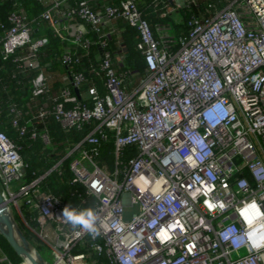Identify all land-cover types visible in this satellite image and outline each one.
I'll list each match as a JSON object with an SVG mask.
<instances>
[{
    "label": "built area",
    "instance_id": "obj_1",
    "mask_svg": "<svg viewBox=\"0 0 264 264\" xmlns=\"http://www.w3.org/2000/svg\"><path fill=\"white\" fill-rule=\"evenodd\" d=\"M36 1L58 35L61 19L71 25V39L86 54L91 33L106 49L105 26L126 22L139 33L136 50L147 68L129 91L105 51L104 93L91 86L84 101L85 75L70 72L69 85L50 98L39 73L32 79L37 108L29 110V120L22 122L23 112L11 106L19 136L46 147L52 145L50 120L63 130L88 129L62 160L28 183L19 147L0 130L2 193L9 209L24 216L28 208L37 225L32 231L49 244L53 264H94L100 256L109 264H264V0H231L214 15L187 19L180 10L192 1L156 0L154 6H164L162 18L185 25V34L175 38L171 23L156 24V35L137 0L103 6L95 0ZM66 2L74 6L65 9ZM9 20L0 38V73L13 56L24 73L38 68L45 40L32 38L21 5ZM75 56L65 53L62 64L78 62ZM109 133L112 170L97 161ZM68 158L71 185L94 200L96 233L74 228L62 216L61 199L40 187ZM135 205L139 211L126 220L125 208ZM0 264H13L1 248Z\"/></svg>",
    "mask_w": 264,
    "mask_h": 264
},
{
    "label": "trees",
    "instance_id": "obj_2",
    "mask_svg": "<svg viewBox=\"0 0 264 264\" xmlns=\"http://www.w3.org/2000/svg\"><path fill=\"white\" fill-rule=\"evenodd\" d=\"M164 1L166 3L170 2V0ZM230 1L231 0H199L198 5L189 3V7H187V9L184 8L180 10V12L184 19H187L191 15H195L200 18L203 16H211L220 9L224 8ZM155 2L156 0H137L138 7L142 12L143 18L149 23L154 33L156 31L155 25L159 23L167 24V20L169 18L161 17L162 12L165 10L164 6L163 4L154 6ZM116 3L118 2H114L113 4ZM70 4H73L71 7L74 6V2H70ZM19 5L23 8L27 16V21L34 29L32 38L36 41L44 39V37L48 39L47 44H44L41 47L38 56V61L41 60V66L45 67L49 64V67L62 66L64 68L60 57L62 52L66 50L67 43L52 28H50L45 20H43L42 13L45 8L36 0H0V38L4 35L6 30L11 27L9 18L11 14L16 11ZM172 23L168 24L171 25L170 28L174 31L176 37H180L185 34V25H175ZM35 30H38V32H35ZM131 30V27L127 28L125 37V43L130 54L129 66L133 69L145 72V62H142L140 59H135V33H132L133 30ZM155 34L157 35V33ZM90 37L93 41H96L91 46L90 56L84 57L79 62L69 66L67 69L70 72L84 71L86 81L83 83L80 91L82 92L84 90L85 93L86 90L88 92L89 87L96 86L101 89L103 84V80L98 75L100 74V60L97 50V37L93 33L90 34ZM16 57L17 56H13L9 60L3 62L4 70L0 73V130L5 132L19 147L20 154L27 164L24 182L28 183L47 173L58 161L62 160L70 148L84 139L88 133V129H84L82 131H77L75 129L63 130L57 123L50 120L47 126L52 141V145L50 147H46L40 139L32 140L28 134L24 137H20L18 131L11 125L13 115L10 109L12 104H17L23 112L24 119L22 122L24 123L26 121L25 116L29 117V110H36L37 107L34 105L36 100L32 94V79L35 77V73H33L32 76H29L28 74L22 72L21 70L24 68V66L22 68L23 63L20 64L14 62ZM135 60H137V63ZM82 94L84 93L82 92ZM38 100L40 101L41 97H39ZM36 125H38L39 128L43 127L39 123ZM113 149V133H109L108 140L103 142L100 147V155L97 158L100 166H107L109 170L113 169V157L111 155ZM70 161V158L64 160L60 169L52 172L48 177H46L42 181L40 187L42 191L60 198L64 207L69 206L70 209L79 208L83 210L89 208L92 209L94 200L86 195L85 189L80 185H71L70 183L72 179V174L69 169ZM23 213L30 225L32 227H36V223L29 220L31 213L28 208L23 207ZM24 235L29 240L28 235L25 233ZM0 237L6 242L7 247L9 246L12 250L1 234ZM7 247H5L6 250ZM19 258L23 260L21 257ZM94 264H109V262L105 256H100L96 259Z\"/></svg>",
    "mask_w": 264,
    "mask_h": 264
},
{
    "label": "crops",
    "instance_id": "obj_3",
    "mask_svg": "<svg viewBox=\"0 0 264 264\" xmlns=\"http://www.w3.org/2000/svg\"><path fill=\"white\" fill-rule=\"evenodd\" d=\"M113 1L118 2V0H95L94 3L97 4L98 6H103V5L108 4V3H114ZM72 5L70 4V2H66V3H63V8L70 9ZM60 26L61 27L58 30V33L60 34L59 36L61 38H63L67 43V48L64 52H62L60 59H62L63 55L65 53H68V52L76 53L75 58L78 59V62L81 59H83L84 57H89L90 53H91V47L89 49V53L86 54V52H84L80 49H77L76 45L74 44L73 40L71 39L72 38V35H71L72 30L70 27L71 25L66 23L65 20L61 19V25ZM128 27L130 28V26L126 22H123L122 20L114 21V22L110 23L109 25L105 26L104 34L108 35L107 36L108 40L106 39V43H107L106 49L102 48L99 45L100 44L99 36L96 35V37H97V41H98L97 42V48H98L97 50H98V57L100 60V62H99L100 65L102 63V58L104 57L103 52H105V51L110 52V54L112 55V63H113L114 68L116 69L117 73L124 80V84H125V87L127 88V90L132 91V90L138 88L141 79L147 75V68H145V72H141L138 69H133L129 66L130 54L128 52V48H127V45L125 43L126 31H127ZM131 29L133 30V31L131 30L132 33H135L134 34L135 37L134 36L133 37H134V45H136L138 40H139V33L136 29H134V28H131ZM35 32H38V30H35ZM39 40H45V44H47V42H48V39L46 37H44V39H39ZM91 40H92V38H91ZM135 41H136V44H135ZM92 42L95 43L96 41L92 40ZM118 44H122L123 47L118 46ZM134 50H135L134 53L136 55V58L135 57L134 58L140 59V60H142V62H144L142 55L136 50V47H134ZM40 61L41 60L38 61L39 62L38 68L29 69L26 72V74H28L29 76H32V74L35 73V77L37 75H39V73L44 74L46 79H47V84L49 87V92L46 96L50 97V98H52L54 96H59L61 91L63 89H65L70 83V79H69L70 71H68L67 70L68 68L65 67L64 65H63L64 68L62 66H60V67H58V66L49 67V64H47L45 67L44 66L42 67ZM135 61L137 63V60H135ZM46 68H48V69H46ZM74 73H83L84 74V71H78V72H74ZM98 75L103 80L104 74H103V72H101V69H100V74H98ZM98 90L101 93H104L105 92L104 84H102L101 89L98 88ZM82 92L84 94H82ZM82 92H80L82 95V99L84 101L88 100L89 96H88L87 90H86V93L84 90ZM29 116H30V114H29ZM25 119L29 120V117L25 116ZM0 180H1V176H0Z\"/></svg>",
    "mask_w": 264,
    "mask_h": 264
},
{
    "label": "rangeland",
    "instance_id": "obj_4",
    "mask_svg": "<svg viewBox=\"0 0 264 264\" xmlns=\"http://www.w3.org/2000/svg\"><path fill=\"white\" fill-rule=\"evenodd\" d=\"M191 1L193 4L198 5L199 0H190V2ZM185 2L189 3L188 0H182V3H185ZM174 19H175L174 17L168 18L167 22L168 23H172V22L174 23V21H173ZM181 31H182V29H181ZM169 33H170V36L174 37L173 36L174 31L171 30ZM107 36L108 35L105 34V38L108 40ZM118 46L123 47L122 44H118ZM23 181H24V179H23ZM19 185H20L19 183L14 182L11 185V189L13 191H17L19 188ZM2 187H4V186H3L2 181L0 180V190H2ZM19 208H21V207H19ZM138 211H139L138 205H135L133 207H126L125 208V219L126 220L131 219L132 215L134 213H137ZM10 212H11L12 218L15 221L18 228L23 233L28 235V237H29L28 241L30 242L32 247L41 254L42 258L44 259V262L46 264H53L54 257H53L52 249L50 248L49 244L45 240H43L44 238H42L39 233H35L32 231V230H34V228H32L31 225L24 218V216L22 215V211L18 210L16 207L13 206V207H11ZM0 246H1V249L3 250V252L7 255V257L9 258V260L13 264H18V263L23 264L24 263V261L21 260L19 258V256L9 248V246L7 247L6 242L1 237H0ZM5 247H7V250L5 249Z\"/></svg>",
    "mask_w": 264,
    "mask_h": 264
},
{
    "label": "water",
    "instance_id": "obj_5",
    "mask_svg": "<svg viewBox=\"0 0 264 264\" xmlns=\"http://www.w3.org/2000/svg\"><path fill=\"white\" fill-rule=\"evenodd\" d=\"M0 234L22 259L27 258L30 264H46L41 254L32 247L13 220L8 200L5 199L2 190H0Z\"/></svg>",
    "mask_w": 264,
    "mask_h": 264
},
{
    "label": "clouds",
    "instance_id": "obj_6",
    "mask_svg": "<svg viewBox=\"0 0 264 264\" xmlns=\"http://www.w3.org/2000/svg\"><path fill=\"white\" fill-rule=\"evenodd\" d=\"M252 209H256V205L253 204ZM247 209L245 210V215H247ZM255 215H260L258 211L255 212ZM62 216L65 218L67 222H69L74 228L77 226H80L86 230H88L90 233H96V215L94 211L89 208L80 212H76L75 210L70 209L69 206H66L62 210ZM162 235H166L162 233Z\"/></svg>",
    "mask_w": 264,
    "mask_h": 264
},
{
    "label": "bare ground",
    "instance_id": "obj_7",
    "mask_svg": "<svg viewBox=\"0 0 264 264\" xmlns=\"http://www.w3.org/2000/svg\"><path fill=\"white\" fill-rule=\"evenodd\" d=\"M24 263L23 264H30L27 258L23 259Z\"/></svg>",
    "mask_w": 264,
    "mask_h": 264
}]
</instances>
